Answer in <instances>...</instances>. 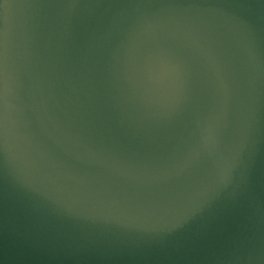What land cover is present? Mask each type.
I'll return each instance as SVG.
<instances>
[{"label": "water", "instance_id": "1", "mask_svg": "<svg viewBox=\"0 0 264 264\" xmlns=\"http://www.w3.org/2000/svg\"><path fill=\"white\" fill-rule=\"evenodd\" d=\"M0 264H264V0H0Z\"/></svg>", "mask_w": 264, "mask_h": 264}]
</instances>
